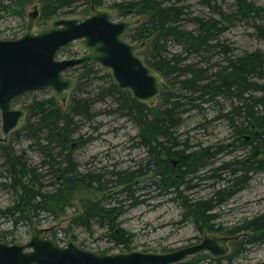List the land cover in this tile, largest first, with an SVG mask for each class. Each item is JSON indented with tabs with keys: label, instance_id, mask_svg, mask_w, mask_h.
Wrapping results in <instances>:
<instances>
[{
	"label": "trees",
	"instance_id": "obj_1",
	"mask_svg": "<svg viewBox=\"0 0 264 264\" xmlns=\"http://www.w3.org/2000/svg\"><path fill=\"white\" fill-rule=\"evenodd\" d=\"M35 1L43 3L44 23L75 16L81 3L87 5L84 15H89L92 4L105 5V0H0V18L7 13L23 15L24 8ZM228 1L232 2L230 12L223 8ZM202 3L209 14H197L186 0H130L113 4L121 17H148L130 32L129 39L134 43L147 42L143 51L147 64L167 81L169 87L158 96L157 106L141 103L130 92L119 89L110 71L97 64L72 68L79 81L68 110L54 96L34 99L27 106L26 124L11 136L9 143L0 144L4 158L0 188L12 198L10 205L0 209V215L14 229L32 227L41 223L44 216L57 219L69 206L66 192L76 185H86L109 195L85 206L73 222L91 234L95 226L105 229L104 236L114 247L131 249L134 237L119 221L125 212L123 203L129 202V207L140 205L144 201L136 197V192L150 187L162 195H175L171 200L179 201L185 208L182 222H193L199 231H221L215 224L219 218L216 210L245 189L253 175L264 172V51L238 53L225 34L232 24L245 21L264 40V24L258 23L264 8L249 0ZM86 87L94 88L84 93ZM108 100V109H96L97 103ZM213 109L217 114L208 119ZM193 112L203 115L206 124L224 121L235 141L230 152L245 150V157L215 167L218 145H191V138L185 137L189 131H181ZM104 113L125 117L133 123L138 132L131 138L132 147L143 149L146 156L133 170L102 167L81 176L74 151L95 138H85L81 128L85 124L97 131L101 126L97 118ZM23 139L29 141V148L17 149ZM32 148L41 156L37 164L28 156ZM173 158L178 160L177 164ZM150 174L153 176L149 182L139 187L137 180ZM223 174L228 177L223 178ZM195 180L223 181L224 187L215 188L207 198L182 196V192L195 186ZM120 196L124 200H119ZM244 231L259 236L254 242H264V213L237 229ZM13 236V230L6 231L2 241L14 244L17 241ZM206 259L183 264L205 263Z\"/></svg>",
	"mask_w": 264,
	"mask_h": 264
},
{
	"label": "rangeland",
	"instance_id": "obj_2",
	"mask_svg": "<svg viewBox=\"0 0 264 264\" xmlns=\"http://www.w3.org/2000/svg\"><path fill=\"white\" fill-rule=\"evenodd\" d=\"M128 1L130 0H105V5L101 7H96L92 4L89 14L96 8H109L116 12L117 19L135 20L137 26L134 29H137L148 19L147 15L121 17L113 5L117 2L127 3ZM249 1L264 8V0ZM186 2L193 6L197 14H209V9L202 3L203 0H186ZM231 3L232 2L228 1L223 4V8L226 12L232 10L230 8ZM42 7V2L35 1L24 8L23 15L13 13L3 15V17L0 18V38H17L21 36L25 32L32 15L35 16L36 27H48L52 20L45 23L41 21ZM86 7V4L81 3L77 9L78 14L75 16H88L82 13ZM258 23L264 24V16L258 20ZM44 24L46 26H42ZM249 25L251 24L245 21L236 22L229 27L225 34V38L236 47L238 53L255 51L258 49L264 51V40L259 38L258 35L255 34L254 29ZM139 44L143 45L141 55L144 57L143 51L147 42H140ZM173 49L175 50L176 47H173ZM80 53L81 52L76 48L74 50L65 51L59 54L58 57L60 59H67L77 57ZM66 76L78 79V73L74 72L72 69L67 71ZM97 84L98 83H96V85ZM168 87L167 84L166 89H168ZM93 88L94 87H86L84 93ZM75 90L68 94L63 100L55 98L64 110H68L72 96L76 92ZM51 96H54L53 92L44 89L18 97L15 100V105L25 112L24 120L18 129L23 127L27 122L29 114L27 106L34 99L41 100ZM158 103L159 101L157 98L155 103L150 106H157ZM109 105L110 100L97 103L96 109L104 111L109 108ZM216 114V110L213 109L208 113L207 117L208 119H212ZM97 121L101 123L97 131H94L93 128L85 124H83L81 128V134L85 135V138L88 136H93L95 138L86 142L83 146H79L74 151V158L79 163V174L84 176L90 171L98 172L102 167L108 170L114 169L118 171L135 169L138 163L146 156L143 149L132 147L133 142L131 138L137 134V128L125 117L105 113L101 114L97 118ZM204 121L203 115L193 112L191 116L186 119L185 125L181 131H189L185 137L188 135V137L191 138V145H218L215 151L218 150V152H220L214 159L215 167L234 158L245 157V150H234L230 152L235 141L231 137L230 129L224 121H216L209 124H206ZM201 123H204L203 127L198 129L194 128ZM12 135L4 139L1 134L0 125V144L9 143ZM29 145V141L23 139L22 143L17 144L16 147L17 149H28ZM195 151H198V147L195 148ZM28 156L34 164H37L41 160L40 153L34 148L28 150ZM262 156L264 157V153ZM173 161L176 164L178 163V160L175 158H173ZM3 162L4 158L0 153V172L3 171ZM152 176L153 174H150L138 179L139 187L147 184ZM226 177L228 176L223 174V178ZM1 179L2 178H0V182L2 181ZM48 179V181H51L50 177ZM214 183H216L215 187H213ZM193 184L195 186L190 190L182 192V196L191 199L207 198L211 196L215 188L224 187L223 181L215 182L214 180H195ZM50 189H53V187L51 186ZM120 189L121 188L117 190ZM108 195L109 194H104L89 188L86 185H76L72 187L70 191L66 192V202L69 203V206L66 208L65 213L59 214L57 219L52 216H44L41 223H35L32 227L19 226L14 229L13 226L7 222V219L0 215V229L3 234L6 231L13 230V237H15L16 243L19 244L26 243L35 230L41 229L45 237L55 239L60 245H65L69 240H72L84 248L107 254L131 250L154 253L172 252L186 246L197 244L201 242L205 236L217 234L224 237L226 240L225 244L228 248V253L225 256L217 258L210 255L208 252H203L189 258L183 263H190L200 259L203 261V259L207 257V261L205 263L201 262L200 264H218V260L221 261V264H264V242H254V239H257L259 236L251 231L237 232V229L246 221H250L264 213V172L253 175L250 184L245 189L216 210L219 218L216 220L215 224L217 227H221V231L219 232H210L208 230L199 231L193 222H182V215L185 212V208L179 201L171 200L175 197L174 194L162 195L152 187L137 191L135 194L136 197L144 202L136 207H129L127 206L129 202H124L125 212L119 219L122 227L134 237L131 249L129 250H125L122 247H114L113 244L109 243L104 236L106 233L105 229H100L95 226V232L91 234L83 227L75 225L73 222L76 216L84 212L85 206L90 203L103 201ZM119 200H124V197L120 196ZM11 203L12 198L10 194L0 188V209H4ZM13 237H11L10 240L13 239ZM210 261L212 262L210 263Z\"/></svg>",
	"mask_w": 264,
	"mask_h": 264
},
{
	"label": "water",
	"instance_id": "obj_3",
	"mask_svg": "<svg viewBox=\"0 0 264 264\" xmlns=\"http://www.w3.org/2000/svg\"><path fill=\"white\" fill-rule=\"evenodd\" d=\"M137 23L117 19L109 8H96L88 16L60 17L48 27H36L30 17L25 32L17 38H0V116L4 139L12 135L25 117L15 100L27 93L48 89L63 100L76 89L78 79L66 76L68 70L97 64L109 70L118 88L130 92L141 103L152 105L166 90L163 76L141 55L143 45L129 39ZM78 49L77 57L60 59L59 54ZM0 264H180L208 252L220 258L228 253L224 237L213 234L201 242L166 252L138 250L101 253L69 240L64 246L35 230L23 244L2 241Z\"/></svg>",
	"mask_w": 264,
	"mask_h": 264
}]
</instances>
